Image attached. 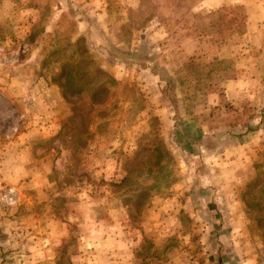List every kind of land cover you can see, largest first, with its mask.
I'll return each mask as SVG.
<instances>
[{"label": "rangeland", "instance_id": "obj_1", "mask_svg": "<svg viewBox=\"0 0 264 264\" xmlns=\"http://www.w3.org/2000/svg\"><path fill=\"white\" fill-rule=\"evenodd\" d=\"M223 1L0 0V264H227L226 219L200 197L210 154L188 138L211 126L236 162L229 135L254 116L264 169V0ZM213 43L217 61L186 55ZM260 172L241 238L264 264Z\"/></svg>", "mask_w": 264, "mask_h": 264}, {"label": "crops", "instance_id": "obj_2", "mask_svg": "<svg viewBox=\"0 0 264 264\" xmlns=\"http://www.w3.org/2000/svg\"><path fill=\"white\" fill-rule=\"evenodd\" d=\"M220 2L223 3L224 1L220 0ZM222 3L220 6H222ZM220 6L218 5H216L215 7L212 6V9L213 10L217 9ZM261 8L262 7H260L259 9L255 8L254 12L251 14L249 18V20L252 22L251 25H254V22L256 20L262 18V14L258 12L259 10H261ZM33 20L34 19L31 17L29 20L23 21L21 25L18 24L19 26L23 27L26 30L24 32L25 35H27V31H31V28L33 27V24H34L32 23ZM24 22H26V24H24ZM184 36H185L184 38L188 42H190L193 38H196L197 36L200 37L195 32L186 33ZM200 38H204V37H200ZM202 40L204 41L205 38ZM220 54L221 52H219L218 46L214 43H213V48L210 51H206L204 44H203V49H199L195 45V47L190 48L188 53H186V55L191 56L192 59H199L200 57V58H203V61H206V62L217 61L218 58H221ZM245 57L246 56H244V58ZM19 65H22V64L21 63L17 64V66ZM247 74L248 73H245L244 76L242 75V78L247 77L249 80L251 77ZM252 82L256 83L255 80H252ZM225 85L227 86L228 89L229 88L237 89V91H239L240 94H243L245 92L244 87H246L245 86L246 84L245 85L242 84V82H239L237 79L232 81L231 84L229 83ZM10 86L11 84L7 85L5 83L0 87L3 90V91L1 90L2 92L0 93L8 103L10 102V98L4 92L10 91L11 90ZM253 117L252 119L255 121V118ZM189 121L193 123L191 119H189ZM254 121H251L250 123L243 122L245 124L243 125L242 129L237 130L236 132H233L232 134L229 135V138L231 137L229 140L233 144V146L235 145L236 147L237 146L240 147V148L238 147L239 151H237V153L239 154L236 160L237 163L235 161H229L227 159H223L221 156L226 152L223 151L225 146L221 145V143L223 142L219 140L218 138H220L224 133L223 134L220 133L217 135L218 137H215L213 136V134H215L213 128L209 129L211 128V126H206L205 124L203 125H196V124L191 125L190 124L191 131L189 132H190L191 137H189L188 139L189 140L192 139L194 143L193 138L198 137L196 135V132L200 134L199 137L196 138V139L200 138V140H197V143H196V145H199L198 146L199 149L197 148L196 150V155H198L197 158L200 159L201 157L199 156L204 153L207 156L210 154V156H208L209 157L208 160L205 162L207 166L202 167L200 169V171H204L205 173V175L201 177H204L208 180V185H206L207 186L206 191H209L210 193L209 195H202V196L200 195V197L202 201L204 202L205 210L206 208H209L206 206L207 202H214L216 206L211 210L209 208V211L214 212L217 215L219 214L220 216L223 215L226 219L225 226L219 225L221 228L220 233L222 232L225 233L226 235L230 237L229 239L233 238L232 243L228 242L226 244L223 243L222 245L223 249L226 248L227 250L230 251L228 253L229 260L227 264H259V260L255 258L254 249H251V246L248 244V238L247 237H243L244 239L241 238L244 235V233L248 235V233L245 232L246 231L245 219H247L249 215L248 214L249 207L247 203L248 191L251 187L252 192L254 193L255 189L259 188L261 183H258L255 187L254 178L257 177L261 173L260 172L261 170H262V173L264 174V171H263L264 169H261V167L259 166V161H257L256 160L257 158L255 157L257 153L261 152L259 150H262L263 144L261 143L260 140H261V136L263 135V133L261 132V130H258V128L255 126L256 124L253 125ZM256 122L258 123L260 122V120ZM204 127H207L208 129L205 130ZM222 132H225V131H222ZM225 145L227 146V144ZM228 150H229V147H228ZM20 151L22 153L21 149ZM0 153H1V150H0ZM15 153L18 154L16 150L14 151V156H15ZM12 160L15 161L14 157ZM254 169L258 170L259 173H257L252 178L249 175L252 174V170ZM200 171H198V174H200ZM236 171H239L237 177L235 176ZM222 174H226L223 179L220 178ZM244 176H246V179L244 178ZM196 179L197 178L194 175L193 181H195ZM184 185H185V181L180 180L178 184L175 185V188H182ZM223 188H225L226 190L225 191L226 198L225 196L222 198L217 194L215 195V193H220L217 191H220ZM232 189L236 190V192L233 191ZM192 196L193 195H190V194L188 195L184 194V206L183 207L184 208L189 207L188 208L189 212H191L193 215H196L197 210H194V207L192 206L194 205V202L192 200L194 197ZM258 212H260V214H263L264 210H261ZM203 225L206 228L203 234H208V235L215 234L216 232L215 227H214L215 225H211V222L208 223L207 221ZM224 260L225 258H222L223 264H226V261ZM215 264H221V262L219 261L217 263L216 261Z\"/></svg>", "mask_w": 264, "mask_h": 264}, {"label": "trees", "instance_id": "obj_3", "mask_svg": "<svg viewBox=\"0 0 264 264\" xmlns=\"http://www.w3.org/2000/svg\"><path fill=\"white\" fill-rule=\"evenodd\" d=\"M72 76H73L72 73H68L67 78L69 79V77L71 78Z\"/></svg>", "mask_w": 264, "mask_h": 264}]
</instances>
